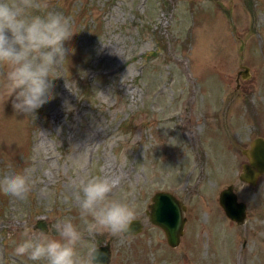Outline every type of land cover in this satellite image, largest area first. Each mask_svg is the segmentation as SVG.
Wrapping results in <instances>:
<instances>
[{"label":"rangeland","instance_id":"1","mask_svg":"<svg viewBox=\"0 0 264 264\" xmlns=\"http://www.w3.org/2000/svg\"><path fill=\"white\" fill-rule=\"evenodd\" d=\"M35 3L29 15L58 12L74 35L52 98L32 115L14 110L0 80V177L33 181L23 199L0 191V264H42L14 255L39 236L38 220L49 238L64 224L83 232L78 186L91 177L115 181L112 198L143 223L95 237L110 240L108 264H264V176L238 180L241 149L264 138V0ZM244 66L250 77L237 84ZM229 184L246 204L242 223L219 205ZM158 190L186 205L175 248L145 213Z\"/></svg>","mask_w":264,"mask_h":264},{"label":"clouds","instance_id":"2","mask_svg":"<svg viewBox=\"0 0 264 264\" xmlns=\"http://www.w3.org/2000/svg\"><path fill=\"white\" fill-rule=\"evenodd\" d=\"M35 0H0V80L13 108L32 115L52 98L51 73L66 58L65 42L74 35L70 18L58 12L29 15ZM6 69V71H5ZM31 172L0 177V191L23 199L31 190ZM115 181L91 177L79 184V211L83 232L71 224L58 226L60 239L49 238L42 229L15 247L16 257L42 264H104L105 254L92 241L107 232L125 236L134 231L136 211L112 198Z\"/></svg>","mask_w":264,"mask_h":264},{"label":"water","instance_id":"3","mask_svg":"<svg viewBox=\"0 0 264 264\" xmlns=\"http://www.w3.org/2000/svg\"><path fill=\"white\" fill-rule=\"evenodd\" d=\"M239 76L242 79L250 77L249 68L244 66L238 72L237 84ZM242 153L248 162L242 164L241 171L238 174V180L249 186H255L258 179L264 176V138H254L247 148L242 149ZM218 202L230 220L236 223L244 222L247 207L244 202L238 200L234 184H229L220 190ZM185 210L186 205L173 192L167 190L154 192L147 204L145 213L149 222L159 226L163 230L167 244L172 248L179 245L184 233L186 222V217L184 216ZM142 227V220L137 218V221L133 222L134 231L128 235L139 233ZM33 229H42L44 233L47 232V226L43 220H38L33 226ZM97 247L105 254L104 264H108L111 256L110 240L106 244Z\"/></svg>","mask_w":264,"mask_h":264},{"label":"flooded vegetation","instance_id":"4","mask_svg":"<svg viewBox=\"0 0 264 264\" xmlns=\"http://www.w3.org/2000/svg\"><path fill=\"white\" fill-rule=\"evenodd\" d=\"M242 149H244V148H242ZM242 149H241V152H242ZM246 159H247V158H246ZM247 162H248V160H247ZM247 162H246V163H247Z\"/></svg>","mask_w":264,"mask_h":264},{"label":"trees","instance_id":"5","mask_svg":"<svg viewBox=\"0 0 264 264\" xmlns=\"http://www.w3.org/2000/svg\"><path fill=\"white\" fill-rule=\"evenodd\" d=\"M84 90H86V88L84 87ZM86 92V91H85Z\"/></svg>","mask_w":264,"mask_h":264}]
</instances>
